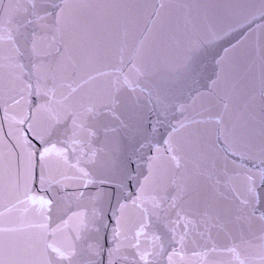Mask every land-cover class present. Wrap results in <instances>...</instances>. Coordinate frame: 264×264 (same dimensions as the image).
Here are the masks:
<instances>
[{
    "label": "snow or ice",
    "instance_id": "obj_1",
    "mask_svg": "<svg viewBox=\"0 0 264 264\" xmlns=\"http://www.w3.org/2000/svg\"><path fill=\"white\" fill-rule=\"evenodd\" d=\"M192 257L264 264V0H0V264Z\"/></svg>",
    "mask_w": 264,
    "mask_h": 264
}]
</instances>
